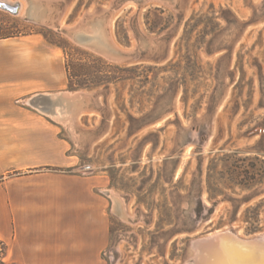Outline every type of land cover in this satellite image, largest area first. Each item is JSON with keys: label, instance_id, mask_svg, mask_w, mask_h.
<instances>
[{"label": "rangeland", "instance_id": "374dc122", "mask_svg": "<svg viewBox=\"0 0 264 264\" xmlns=\"http://www.w3.org/2000/svg\"><path fill=\"white\" fill-rule=\"evenodd\" d=\"M8 2L0 36L71 65L64 171L103 198L104 264H193L190 242L226 229L264 238V0ZM78 25L106 48L74 42Z\"/></svg>", "mask_w": 264, "mask_h": 264}, {"label": "crops", "instance_id": "0c3cea01", "mask_svg": "<svg viewBox=\"0 0 264 264\" xmlns=\"http://www.w3.org/2000/svg\"><path fill=\"white\" fill-rule=\"evenodd\" d=\"M67 83L63 59L38 38L0 39L4 264H104L108 228L103 198L94 194L87 177L64 171L74 165L70 142L60 136L57 120L45 113H54L55 107L70 112L73 104L44 101V112L14 104L27 96L40 104L34 99L52 96L49 92L63 94ZM45 167L62 171L39 170Z\"/></svg>", "mask_w": 264, "mask_h": 264}, {"label": "bare ground", "instance_id": "6f19581e", "mask_svg": "<svg viewBox=\"0 0 264 264\" xmlns=\"http://www.w3.org/2000/svg\"><path fill=\"white\" fill-rule=\"evenodd\" d=\"M0 2L5 3V5L10 6V3L8 2V0H0ZM9 3V4H8ZM13 3V2H12ZM11 3V4H12ZM15 4V3H14ZM37 4V3H36ZM20 5V4H19ZM12 6V5H11ZM16 6V5H15ZM13 8V7H12ZM20 8V7H19ZM2 10V9H1ZM14 10V9H13ZM10 11V10H9ZM19 11V10H18ZM12 12V11H11ZM16 12V10H15ZM31 12V11H29ZM37 12V11H35ZM40 14V13H39ZM33 15V14H32ZM41 15V14H40ZM38 16V15H37ZM43 16V14H42ZM34 18V16H33ZM39 18V17H38ZM35 19V18H34ZM41 19V18H40ZM38 20V19H37ZM84 27V26H83ZM93 27V26H92ZM91 27V30L93 29ZM97 27V26H96ZM98 28L100 29V27L98 26ZM85 29V28H84ZM97 30V28H95ZM88 30V29H87ZM86 30V32H87ZM84 31V30H83ZM99 31V30H97ZM96 32V31H93ZM98 33V32H97ZM100 33V31H99ZM89 34V33H88ZM91 34V33H90ZM101 34V33H100ZM102 35V34H101ZM91 36V35H90ZM102 36L98 37L94 36V39L90 40V43H94L96 42L97 44L100 43H104V41H102ZM106 42H108L105 39ZM103 44V45H104ZM102 46V45H101ZM99 47V46H98ZM104 47L106 48V46L104 45ZM94 48V47H93ZM107 49H112V48H108ZM115 49V48H114ZM109 50V51H110ZM113 50V49H112ZM117 50V49H116ZM104 51V50H103ZM102 52V51H101ZM113 52V51H112ZM121 52V51H120ZM105 53V52H104ZM106 54V53H105ZM116 54V53H115ZM107 55V54H106ZM109 55V54H108ZM121 56V55H119ZM64 99L65 101H69L71 99L70 98V94L68 93H64ZM76 95V94H75ZM75 97V96H74ZM76 98V97H75ZM36 100V99H35ZM80 100V99H79ZM83 101V100H82ZM63 102V101H62ZM70 102V101H69ZM81 102V101H80ZM72 103V102H70ZM76 103V102H75ZM81 104V103H80ZM32 105V104H31ZM46 105V104H45ZM57 105V104H55ZM30 106V104H29ZM59 106V105H58ZM71 106V105H70ZM74 106V105H73ZM35 108H37L38 110H40L41 112H44L40 107L41 105L36 104L34 105ZM51 107V106H50ZM54 107V105H53ZM74 109V107H72ZM75 108L78 109V107L75 106ZM80 108V107H79ZM54 109V108H53ZM81 109V108H80ZM76 112V111H75ZM40 113V112H39ZM47 113V115L49 114L53 119L57 120V121H61V122H66L68 117H67V113L65 111V109H59L58 107H55V111L54 113ZM79 113V112H78ZM70 115L72 113H69ZM68 114V115H69ZM74 116V115H73ZM56 122V121H55ZM69 124V123H68ZM69 126V125H68ZM72 135V134H71ZM113 199V198H112ZM113 201V200H112ZM115 201V198H114ZM116 203V202H115ZM121 204V203H120ZM243 240V239H242ZM197 255V253L195 254ZM199 264H264V238L260 239L259 241H251V242H247V241H240V238L232 236V235H226L221 237V239L218 240V242L213 246L210 247V249H208L207 251H205L204 253L200 254L197 256Z\"/></svg>", "mask_w": 264, "mask_h": 264}, {"label": "water", "instance_id": "95a60500", "mask_svg": "<svg viewBox=\"0 0 264 264\" xmlns=\"http://www.w3.org/2000/svg\"><path fill=\"white\" fill-rule=\"evenodd\" d=\"M9 6L5 5V3L0 2V9L3 10H8ZM68 34L69 36L73 39L74 42H77V44H80L84 47H88L91 45L92 46H99L100 47V42L99 45L94 42V43H90V40L94 39V36H89V34L85 33L84 31L81 30L80 25L71 28L68 30ZM90 44V45H89ZM97 47H95L96 49H98ZM112 51V50H111ZM114 52L118 54L117 50H114ZM64 93L59 94V95H52V96H40L38 99H36V101H39L40 104L42 105L41 102H49L50 104H65L67 105L68 103L71 102V100L69 101H65L64 99ZM69 99H72V97H70ZM63 101V102H62ZM82 106V105H81ZM226 235H232L237 237L236 233L231 230V229H226V230H221V231H216L214 233H211L209 235L203 236L201 238H197L194 239L190 242L189 244V248H190V252H191V257L193 258V264H199L198 258L197 256L204 253L205 251H207L208 249H210V247H213L219 239H221V237L226 236ZM256 240H260V239H252V240H242L240 239V241H247V242H251V241H256ZM197 253V255H195ZM187 264V263H184Z\"/></svg>", "mask_w": 264, "mask_h": 264}, {"label": "trees", "instance_id": "16d2710c", "mask_svg": "<svg viewBox=\"0 0 264 264\" xmlns=\"http://www.w3.org/2000/svg\"><path fill=\"white\" fill-rule=\"evenodd\" d=\"M11 37H13V36H3V37H1L0 36V39H6V38H11ZM64 51V50H63ZM65 53V52H64ZM65 70H66V74H67V89L69 90V91H73L72 89L73 88H71L70 87V85H69V83H70V70H71V65H70V63H69V61H66L65 62ZM76 77H78V75H76ZM42 170H46V171H59V170H57V169H53V168H49V167H45V168H42Z\"/></svg>", "mask_w": 264, "mask_h": 264}]
</instances>
